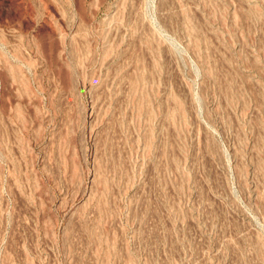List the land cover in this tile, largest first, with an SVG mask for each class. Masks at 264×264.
<instances>
[{"label": "rangeland", "instance_id": "374dc122", "mask_svg": "<svg viewBox=\"0 0 264 264\" xmlns=\"http://www.w3.org/2000/svg\"><path fill=\"white\" fill-rule=\"evenodd\" d=\"M0 264H264V0H0Z\"/></svg>", "mask_w": 264, "mask_h": 264}]
</instances>
